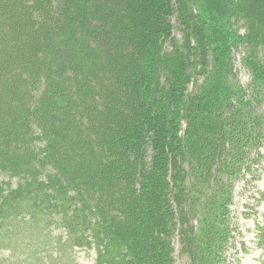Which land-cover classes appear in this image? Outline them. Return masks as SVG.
I'll use <instances>...</instances> for the list:
<instances>
[{"label": "trees", "instance_id": "obj_1", "mask_svg": "<svg viewBox=\"0 0 264 264\" xmlns=\"http://www.w3.org/2000/svg\"><path fill=\"white\" fill-rule=\"evenodd\" d=\"M60 1L64 5L73 3L72 0ZM51 2L39 0L30 3L24 0L23 4L29 3L26 14L28 17L36 16L35 23L38 24L44 21L41 18L44 12L55 9L56 5ZM197 2H200L195 14L197 19L194 20L192 9L188 6L186 12L192 27L188 25V33L178 39V42L186 41L185 48L188 50V45L191 54L195 55V61L190 65L184 59L174 62L159 59V45L151 35L142 32L141 41L146 44L137 46V57L131 55L126 61L118 54V59L124 61L121 67H114L109 77L104 76V84L95 77V71L89 69L82 85L72 86V91L71 87L65 88L62 83L72 80L73 75L63 76L64 79L55 82V77L50 76L51 67L46 68L48 61H53L55 44L61 45L67 40L83 43V46H72V54L75 53L77 58L67 62L68 66L63 64L61 67L62 71L69 70L75 75L96 63L93 61L98 58L96 54L112 56L114 49L115 52L116 49L122 52L130 45H120L122 41L119 39L120 30H128V26L116 28L113 25L115 32L106 34L110 39L104 38L106 44L99 43L101 46L96 52L92 46L85 44L82 37L77 39L74 34L78 33L76 24L67 29L66 19L60 29L47 28L55 38L43 42L42 48L36 49L41 55L39 62L32 66L26 63L15 65V70L13 68L6 73L0 87V109L3 108L0 111V170L10 171L11 176L26 173L27 178H18L21 182L14 187L10 183L5 190L0 187L1 219L7 218L17 203L32 199L31 202H34L38 192H42L41 200L48 198L50 191L44 187L49 186L52 192L73 194L67 196L75 217L71 222L90 230L91 242L100 249L108 248L112 243L120 246L122 252L116 264H173L169 235L176 216L184 219L187 231L182 251L188 252L191 263L219 264L228 232L225 222L231 199V181L252 150L264 141V109L257 111L264 101V18L260 16L262 12L252 13L247 7H237L240 11L234 12L241 15L245 31L242 36L233 34L232 38L245 44L244 63L251 74L248 86L243 87L226 79L230 34L210 24L217 19H208L203 13V5L209 7V0ZM213 2L220 9V5L225 3L224 0ZM242 2L238 0L237 6ZM155 3L160 8L167 7L164 12L172 10L171 5H167L168 0H156ZM74 12L68 15L71 20L76 18ZM104 17L102 14L97 21V29L104 26L107 20ZM82 30H87V27H82ZM105 30H112L111 25ZM43 31L46 39L47 33ZM68 53H71L70 50ZM198 53L200 56L207 55L202 59L203 62L206 58L209 61L202 65L207 68L210 64L212 69L208 73L198 72L202 75L201 82L186 99V84L194 80L190 75L198 64ZM158 68L160 72L156 73ZM39 77L43 80L40 81ZM88 77L99 84V92L93 93L94 88L87 83ZM36 84L40 96L32 99L30 94ZM9 85L10 92H2ZM78 92L85 99H75ZM102 94L106 95H103V101H122L126 108L123 121L107 110L106 103L101 106L102 112L93 110L96 109L94 95L102 97ZM61 102L64 104L60 105ZM11 104L15 111L10 110ZM64 108L70 114L59 118L57 111ZM74 110L80 115L73 116L71 111ZM103 110L107 111L103 114ZM127 113L134 117L132 127L126 123ZM101 118L104 126L99 130L95 120ZM143 125L148 130L152 127L154 131L149 145V160H146V152L144 154L140 149ZM57 127L60 129L54 130ZM63 127L75 130L74 138H66L64 130H61ZM38 130L44 136V143L34 147V139H42L36 132ZM51 130L54 131L50 133ZM69 148L76 151L64 154ZM15 151L22 153L14 156ZM50 166L59 177L46 174ZM111 171L115 172L113 175L117 174L118 185H113L114 181L108 185L109 179L102 178V174ZM42 173L43 178L40 177ZM95 175L101 179L95 181ZM188 175L194 176L193 179H189ZM187 178L190 184L186 183ZM209 183H214V187L204 193L198 216L191 205L181 206L189 200L190 194L198 195L206 187L209 188ZM53 199H48L45 211L51 212L50 208L55 207V203L58 207L56 199L55 203ZM187 211L196 213L195 227L191 223L186 225L195 218ZM97 252L99 261L105 251ZM103 263L112 264L107 259L99 262Z\"/></svg>", "mask_w": 264, "mask_h": 264}, {"label": "rangeland", "instance_id": "obj_2", "mask_svg": "<svg viewBox=\"0 0 264 264\" xmlns=\"http://www.w3.org/2000/svg\"><path fill=\"white\" fill-rule=\"evenodd\" d=\"M28 1L33 3L39 0ZM72 1V4L65 3L66 5H64V2L60 0H52L51 3L56 5L55 9L46 11L43 15L40 13L44 21L36 24V16L28 17L26 14L29 3H26L27 5L23 4L24 0H0V87L5 81L6 73L11 69V71H13V68L15 70V65L20 66L26 63L32 66L39 62L41 55L36 52V49L42 48L40 46L43 42L55 38L52 32H48V29H60V27L64 26L63 24L66 19L69 25L67 29H70L71 26L76 24L78 26V33L74 34H76L77 39L80 37L81 40L82 37V39L86 41L85 44L92 46L96 52L97 48L101 46L99 43L104 44L107 42L103 41L104 38L110 39V36L106 34L108 32H115L113 25L116 26V28H123L124 25L128 26V30H125L126 28H123V30L119 29L121 31L119 39L122 41L120 45H130L128 50H123L122 52L117 49L115 52L114 49V55L112 56L105 55L103 57L93 52V54H96L98 57H95L93 60L96 61V63L85 67L83 71L77 72L75 75L74 72L71 73L69 70L62 71L61 67H63V64L67 65V62H73V60L77 58L75 53L72 54V46H83V43H74L67 40L64 44H55L54 49L58 51H53V61H48L49 63L46 68L49 66L51 67L52 75L50 76L51 78L55 77V82H60L64 77L73 75L71 78L72 80H64L62 83L65 88L71 87L72 91V86L75 88L76 86L82 85V79L85 78V74H88L87 71L89 69L94 70L96 76L95 74L92 75L97 79L99 78V82L102 81L101 84H104V81H106L104 76L109 77L115 70L114 67H121L124 61L118 59V54H121L126 61H129L131 55L132 57H137V55H135L136 49L138 48L137 46L145 43L141 41L142 32L151 35L154 41L159 45V59H171L172 62L177 59H181L182 61L184 59L189 65L190 62L193 63V61H195V55L193 53L191 54L189 46L187 45L188 50L185 48L186 41L178 42V39L180 35L188 33V25L190 28L192 27L189 24L191 23V19L187 17L188 13L186 12L188 6L192 9L194 20L197 19L195 18V16L197 17L195 14H197L198 4H200L197 0L196 2L194 0H168L167 5L168 7L171 5L172 10L169 11L168 9L166 12L164 11L167 7L160 8V5L155 3L156 0ZM213 1L214 0H209L207 3L209 7L202 4V9L203 13L208 16V19H217L215 23L209 21L210 24L217 25L227 30L230 34L229 39L231 44L228 47V61L225 66L228 75L226 79L228 78L234 83H239L243 87H247L250 82L251 74L249 68L244 63L246 46L244 43L240 44L241 42L238 43L232 38L233 34L242 36L245 31V25L243 24L241 15L235 14L234 12L240 11L237 7H247L248 9L251 8L250 11H252V13L255 11L258 13L262 12L263 15H259L264 18V0H243L242 4L238 6V0H224V4H219L222 9ZM186 3L188 5H185ZM38 9L39 8H36V10ZM72 12H74L76 18L71 20L68 15ZM220 13L222 14L221 16H219ZM102 14L105 15L104 19H107L104 26L101 27L103 30L100 28L97 29L95 26ZM110 25L112 30H105L106 26ZM199 25L203 24L200 23ZM82 27H87V30H82ZM196 28L198 29L197 26ZM42 30L47 33L46 39L45 36L43 37ZM116 40L118 41L117 36ZM200 42L204 43L205 41L200 40ZM69 50L71 53H68ZM187 51L188 54L186 53ZM205 56L207 55L200 56L198 53V57H196V61H198L199 65L197 64L196 68H193V71H191L192 75H190V77L193 76L194 80L192 82L188 81L186 84V99L189 98L190 94L201 82L202 75L198 74V72L201 73V71H205L208 73V71L212 69L210 64L207 68L202 65L203 63L207 64L206 62L209 61H206V58L203 62L202 58ZM208 58L211 57L208 56ZM70 68L69 66V69ZM155 72L159 73L160 68L156 69ZM158 75L160 76V74ZM38 79L40 81L43 80L41 77ZM13 82L14 87H16L15 80ZM87 83L94 88L93 93L99 92V84L92 78L88 77ZM10 89L11 86L9 85L3 88L2 92L9 93ZM103 95L105 94H102V97L94 95L93 102L95 103H93V105L96 106V109L93 110H95V112H102L103 107L101 106H103V103H106L107 110L112 111L115 118L117 117L119 119L120 117L121 121H123V113L126 108L123 106L122 101L114 99L111 101H103L105 98ZM30 96L32 99H37L40 96L38 84H36ZM75 99L83 100L85 98L84 95H80L78 92ZM262 102L263 103L259 105L257 109L258 112L264 109V101ZM59 104L63 105L64 103L61 102ZM82 104L83 103L79 106L81 107ZM1 110H3V108H1L0 111ZM10 110H16L13 104H11ZM107 110H103V114ZM57 113L59 118H63L64 116H68L70 111L64 108L58 110ZM71 113H73V116L80 115L76 110L71 111ZM127 115L129 116H127L128 120H126V123L132 127L134 125V117L130 116L128 113ZM95 122L99 130L104 126L103 118L95 120ZM149 128L150 130L143 125V143L140 146L141 151L144 154L146 152V160H149V155L151 154L149 145L152 143L150 140L153 137L152 132H154L152 127ZM59 129L60 128L57 127L54 130ZM54 130H51L50 133ZM61 130H64L66 138H74L75 130L64 127L61 128ZM36 132H38L42 139L41 141L34 139L32 145H34V147H40L44 143V136H41V130ZM45 138H47V136ZM66 150L64 154L74 153L76 151L74 148H69L68 151ZM252 151L253 152L249 154L248 160L241 165L237 176L231 181V199L230 203L227 205L228 215L225 222L228 227V232H226V240L222 245L219 264H264V141L260 147ZM20 153H22V151H15L14 156H19ZM45 172L46 174L59 177L52 167L51 169L48 167ZM113 173L115 172L111 171L109 174L101 175L102 178L109 179L108 185L111 181L112 184L114 181L113 185H118L120 183V180L116 179L117 174L113 175ZM40 177H44L43 173ZM193 177L189 176L188 178L192 180ZM18 178L25 180L27 174H13V176H11L10 171L0 170L1 189H7L9 183L13 187L16 186L21 182ZM99 178L95 175V181H98ZM188 178L186 183L190 184ZM213 187L214 183H211L210 187H206L205 191L201 194H190L188 196L189 200H186L185 205L183 202L181 206L184 208L186 204L191 205L198 216L203 204L204 193L210 191ZM44 188L50 191L48 192V198L41 200L40 197L42 196V192H38L34 202H31L32 199L17 203L15 209L9 213L7 218L1 219L0 215V264H99V262H102L104 259H107V261L112 264H116L119 259V253L122 252L119 245L112 243L108 248L100 249L94 242H91V237L89 235L90 230H84L81 224L71 222L75 217L70 209L71 201L67 196H73V194L68 193L63 195L52 192L53 189L49 186H45ZM30 197L32 198V196ZM50 197L56 199L58 207L53 199L52 202L55 203V207L50 208L51 212H47L45 211V207ZM33 203L34 206L32 205ZM187 213L194 215L195 218L192 219V221L189 220L186 225L191 223L192 226L195 227L197 220L196 213L192 211H187ZM173 222V230H171L169 235L173 264H192L188 252L185 250L182 251V243L187 231L184 228L186 227L184 219L176 216ZM72 227H75V229ZM97 251H105V253H103V258L99 261ZM123 252H125V249Z\"/></svg>", "mask_w": 264, "mask_h": 264}]
</instances>
